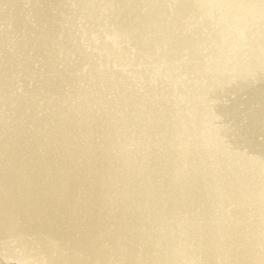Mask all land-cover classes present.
Masks as SVG:
<instances>
[{"label": "bare ground", "instance_id": "obj_1", "mask_svg": "<svg viewBox=\"0 0 264 264\" xmlns=\"http://www.w3.org/2000/svg\"><path fill=\"white\" fill-rule=\"evenodd\" d=\"M147 1L156 15L157 0ZM36 18L46 19L40 12ZM65 31H49V40L79 55L68 76L17 97L23 110L39 106L44 118L36 121L13 107L17 132L7 134L0 124L2 254L24 264H264V111L244 105L247 121L240 124L237 108L220 107L228 78L207 86L214 91L208 116L211 123L232 120L230 127L209 125L203 110L181 102L158 111L151 103L169 97L164 85L143 92L106 86L105 63L80 55ZM53 48H33L38 58L43 53L48 71ZM102 53L109 58L108 49ZM79 60L89 65L84 77L76 74ZM28 62L22 59L19 67ZM77 81L86 88L45 104L47 93ZM10 85L0 79V93ZM197 93L205 96V86Z\"/></svg>", "mask_w": 264, "mask_h": 264}, {"label": "rangeland", "instance_id": "obj_2", "mask_svg": "<svg viewBox=\"0 0 264 264\" xmlns=\"http://www.w3.org/2000/svg\"><path fill=\"white\" fill-rule=\"evenodd\" d=\"M177 1L187 4V11ZM149 4L153 5L147 0H0V79L7 78L11 83L8 91L0 93L2 129L12 135L17 132L11 119L13 107L28 112L36 121L44 118L43 109L37 110L39 106L32 108L33 112L23 110L25 107L18 103L17 97L28 96L29 89L35 93L43 81L61 74L68 76V68L76 65L79 55L70 50L73 47L69 54L65 47L61 51L56 42L49 40L53 36L49 31L54 35L66 33L65 28L80 45V55L85 53L95 64L100 58L105 63L102 69L109 73L110 82L106 86L116 88L121 83L124 89L143 92L159 87L158 91L164 85L169 97H156L153 105L150 101L158 111L166 113L172 102H181L183 106L203 110L210 125L211 90L216 81L224 78L231 81L225 82L227 94L218 100L219 105L224 109L237 108L236 119L240 124L247 121V113L242 111L244 105L249 111H264V0H250L240 6L225 0H157L158 11L154 16ZM39 12L45 14L44 21L36 18ZM152 17L158 22H152ZM152 23L158 26L155 28ZM36 45L54 47L51 71L45 69L42 51L40 58L33 54ZM104 49L110 51L109 58L102 53ZM22 59L29 60L27 68L19 67ZM79 61L82 65L83 61ZM88 68L89 65H82L76 74L84 77ZM77 82L73 88L63 86L59 94L47 93L45 104H59L73 95V89L86 88ZM204 86L210 95L197 93ZM106 88L101 90L105 91L104 100H109ZM142 95L139 93L138 99L143 100ZM181 113L186 115L183 110ZM22 119L28 124L33 122L25 116ZM221 121L214 123L225 128L231 126L232 120ZM0 264L24 263L4 256L0 250ZM35 264L42 263L39 260Z\"/></svg>", "mask_w": 264, "mask_h": 264}]
</instances>
